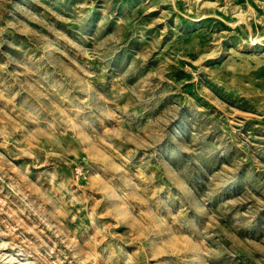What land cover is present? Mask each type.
Segmentation results:
<instances>
[{"label":"rangeland","instance_id":"rangeland-1","mask_svg":"<svg viewBox=\"0 0 264 264\" xmlns=\"http://www.w3.org/2000/svg\"><path fill=\"white\" fill-rule=\"evenodd\" d=\"M0 264H264V0H0Z\"/></svg>","mask_w":264,"mask_h":264}]
</instances>
